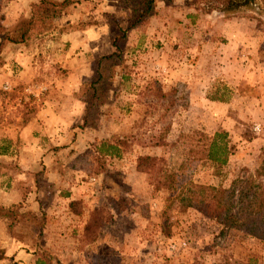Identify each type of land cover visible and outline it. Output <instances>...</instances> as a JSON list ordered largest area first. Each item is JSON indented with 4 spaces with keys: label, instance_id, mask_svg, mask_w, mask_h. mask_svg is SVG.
Returning <instances> with one entry per match:
<instances>
[{
    "label": "rangeland",
    "instance_id": "374dc122",
    "mask_svg": "<svg viewBox=\"0 0 264 264\" xmlns=\"http://www.w3.org/2000/svg\"><path fill=\"white\" fill-rule=\"evenodd\" d=\"M7 1H0V24L11 28L28 15V6ZM72 1L55 24L65 32L92 29L96 37L93 43L102 54L108 53L118 27L126 26L129 13L125 3ZM223 6L219 0H173L169 5L158 2L147 21L125 32L121 45L125 63L115 68L109 98L99 107L97 126L83 129V140L80 135L75 140L78 129L72 126L71 141H58L60 147L52 159L55 165L35 166L37 169H29L17 184L21 198L11 205L17 207L18 214L24 211L28 220L34 217L36 224L20 222L7 230L0 222V264H32L36 256L66 264H264V242L244 235L241 229H228L195 208L181 207L182 193L190 185L239 189V181L252 177L263 157L259 148L264 146V84L249 88L246 76L239 79L246 80L243 87L233 88L227 86L222 74L235 70L226 60L225 24L230 22L232 29L240 23L238 32L245 34L244 43H255L253 35H264V0H252L228 11L222 10ZM200 34L199 39L206 40H198L196 47ZM57 43L50 34L26 43L40 45L36 78L53 80L67 70L59 59L66 46ZM88 48V44L79 47L71 57ZM45 61L46 69L42 66ZM192 65L193 75L182 88L179 84L183 82L160 80L159 74L164 76L168 70L189 73ZM201 80L207 83L201 86ZM177 85V93H172ZM19 88H0L8 92L0 95V128L5 127L8 134L36 111L37 96ZM145 88L150 89L149 97ZM222 92L227 103L210 102V95ZM213 130H225L228 136L230 153L223 166L212 165L202 151L204 134ZM113 134L122 136L124 145L120 143L118 157L104 158V170L99 175L84 172L81 162L72 165L74 153L81 152L85 139L89 142L93 137L97 143L101 138L113 140ZM10 140L0 141L1 151ZM138 153H149L156 159L147 175L134 168ZM12 162L9 156H0V194L18 180L16 175L13 180ZM166 170L170 172L168 179L164 177ZM254 179L255 184L264 185V174ZM57 190L81 198L87 210L101 208L100 233L86 248L78 242L84 218L69 217L64 196ZM236 201V196L231 198L232 209L238 206ZM31 238L33 242L28 244Z\"/></svg>",
    "mask_w": 264,
    "mask_h": 264
},
{
    "label": "trees",
    "instance_id": "16d2710c",
    "mask_svg": "<svg viewBox=\"0 0 264 264\" xmlns=\"http://www.w3.org/2000/svg\"><path fill=\"white\" fill-rule=\"evenodd\" d=\"M172 1L173 0H122L129 13L126 19V26L125 28L121 26L118 27L117 34L111 39L112 49L108 53L101 54L94 59L91 73L82 80L79 86L77 98L83 103V115L81 123L76 125L78 132H75V140L78 135H80L81 140H83L85 136L83 131L86 130V128L87 130H94L97 126L96 124L99 123L101 116L99 107L105 105L109 98L108 93L110 91L111 78L115 75V68L118 66L121 67L125 63L121 54V45L124 42L125 32L147 21L154 13L156 3L162 2L163 4L169 5ZM219 1L224 5L222 10L228 11L237 8L239 5L248 4L252 0ZM72 2V0L31 1L28 4V15L25 18L14 23L11 28H6L0 24V52L3 50L6 43H20L26 46V43L31 40V38H40L48 34L55 40L61 33L65 32L61 27L55 24V20L70 4H72ZM257 58L258 63L264 66V35L257 49ZM121 77L126 79V76H123V74ZM154 83L156 84V82ZM184 86L185 83L179 84V88ZM177 87L178 85L173 88L172 93H177ZM149 92L150 89L145 88L146 97H149ZM223 92L220 94H212L209 96V99L227 103ZM4 93L8 92L0 90V95ZM238 95L240 96L239 93ZM179 97L182 98L183 96L180 94ZM184 97L186 100V96ZM32 107L33 109L35 108L34 106ZM28 119L29 117L24 118L22 123H25ZM204 135L206 139L202 148L204 158L212 163V165H225L230 153V145L226 131L213 130L210 134ZM112 139L113 140L101 138L97 143L92 141L93 137L89 142L85 139L81 152L74 153L75 156L73 157L74 162L72 165L75 162H81L82 164H80V167L83 168L82 170H84V172L94 176L98 175L104 170V158H106V156L118 157L120 155V143L123 144V138L118 134H113ZM259 149L261 155H263L260 163L254 170V173H252V177L249 176L248 179L239 181V189L227 190L213 185H190V187L186 188V192L184 190V195L182 193L183 202L181 207L195 208V210L203 216L222 223L223 226L228 229H241L244 235L264 242V185L259 183L255 184L253 182L256 176L264 174V146ZM155 160L156 159L149 153H138L134 160L135 169L147 175L149 174V166ZM169 173L170 172L166 170L164 177L168 179L170 177ZM161 184L164 185V182H161ZM234 196L237 197L236 203L238 206L232 209L233 204L231 203V198ZM113 205L116 206V204ZM67 208L77 216L83 212V205L78 199L70 200ZM116 211L119 212L120 208L118 210L116 209ZM222 214L225 215L222 217L220 216ZM34 219L33 217V219L28 220L24 211L18 214L16 206L0 205V221L3 222L7 230L15 227V225L20 222L35 225L36 222ZM235 224L238 226H235ZM101 227V208H91L81 233L78 236L80 246L86 248L89 242L97 239L96 237L99 235ZM39 230L40 228L37 229L36 232L39 233ZM36 235L34 236V240ZM32 242V238L27 241L28 244ZM31 254L33 255L32 251ZM33 259L32 264H66L59 259L52 261V259H45L40 256H36Z\"/></svg>",
    "mask_w": 264,
    "mask_h": 264
},
{
    "label": "crops",
    "instance_id": "0c3cea01",
    "mask_svg": "<svg viewBox=\"0 0 264 264\" xmlns=\"http://www.w3.org/2000/svg\"><path fill=\"white\" fill-rule=\"evenodd\" d=\"M17 1L20 3L19 5L24 8L27 7L31 1L36 0H9L7 3H16ZM239 24L240 23L234 24L232 29H229L230 22L225 24L227 31L223 36V43L225 44V49L228 50L226 60L233 63L235 70H233L232 74L225 71L222 76L227 86L230 85L229 87H243L244 85L242 84L246 80L243 82L239 79L246 78L247 76L248 80L245 83L249 84V88L252 86L257 88L264 84V66L258 63L257 58V49L263 36L258 35L256 37L253 35L255 43L249 44L247 40L244 43L245 34H240L238 32ZM97 31L95 30V32L99 33V30ZM91 33H93L92 29L63 32L55 39V42H58L57 44L66 46L65 51L60 54L59 59L62 60L61 63L63 66H61L64 68L67 67V70L58 75L56 79H50L49 81L45 78H36V70L40 67L39 65L37 66L38 53L41 52L38 50L40 45H35L33 47L25 46L20 43H11L4 46L3 50L0 52V88L3 90H11L17 85V87H21L19 89L27 90L29 93H32V95L37 96L35 98L36 111L25 123H22L13 134H8L5 127L0 128V141L5 138L11 139L9 145H5L6 147L3 151L0 150V156H9V159L13 160L12 163L15 164V167H13L14 170H12L13 180L15 175L16 179H18L16 184L11 186L10 190L7 189L8 191H6V193L3 192V194H0V205L7 206L20 201L21 195L18 192L17 184L29 173V169H37L35 166L40 164L42 167L43 165L45 167H51L53 164L55 165L54 162L56 161L52 162V159L54 158L53 154L58 151L60 147L58 142L59 139L61 138L64 140V144L71 141L73 136L72 126L78 125L83 115V103L75 94L82 80L91 73L94 59L103 53L99 50L100 47H98V45L96 46V43H93L96 37L92 36ZM200 37L201 34L197 36L196 47L200 45L198 40L201 42L206 40L203 37L199 39ZM179 41H181V39H179ZM66 43L68 44L66 45ZM86 44L89 46L88 50L83 49L84 52L81 51V53L79 52L71 57V53L79 47L82 48ZM248 45L251 48H248ZM74 59H76L75 62H78L79 65L76 68L73 67L70 69L69 65L75 64L73 61ZM42 64L44 69H46L48 63L45 61V63L43 62ZM159 67L160 66H158L157 69H159ZM191 67L192 69L189 73L185 70L179 73H176L175 70H168L164 76L159 74V77H161L160 80L164 82L166 80L170 82L173 81L174 83H184L188 81V77L190 79L193 75L195 68L194 65ZM164 70L165 69L162 68L161 71ZM206 83L205 80H201V86H204ZM194 87H200V85ZM211 101L212 100H210V102ZM18 153L22 155L17 156ZM28 163L29 165L26 166ZM31 164L34 166L31 167ZM27 169L28 171H26ZM31 173L32 172H30V174ZM28 192L29 190L21 193L25 195L28 194ZM57 192L62 193V196H64V210L69 217L77 219L84 218L80 226L81 231L87 219L88 212L91 208L93 209L95 207H91L87 210L81 198L71 197L70 192L67 190H60V192L57 190ZM11 195L12 198L10 199L9 196ZM73 199L80 200L83 205V212L79 216L73 214L67 208L68 202Z\"/></svg>",
    "mask_w": 264,
    "mask_h": 264
}]
</instances>
